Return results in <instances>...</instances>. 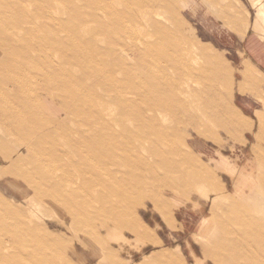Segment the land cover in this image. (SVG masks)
I'll list each match as a JSON object with an SVG mask.
<instances>
[{"label":"rangeland","instance_id":"1","mask_svg":"<svg viewBox=\"0 0 264 264\" xmlns=\"http://www.w3.org/2000/svg\"><path fill=\"white\" fill-rule=\"evenodd\" d=\"M116 1L0 0V48L11 60V79L0 73V88L18 81L32 92L54 96L63 109L52 119L40 108L41 101L35 107L14 98L30 119L26 125L10 119L13 134L0 120V204L14 205L33 218L36 231L54 248L55 256L46 264H159L166 251L179 253L176 264H219L208 248L235 235L250 238L255 263L264 264L256 245L264 243V70L252 64L239 33L264 0ZM193 41L225 71L221 76L202 60L208 68L199 74L202 84H195L201 104L169 111L155 107L144 113L147 119L137 112L123 117L119 101L130 95L135 102L133 85L142 77L131 67L127 80L123 76L131 56L153 44L150 70L165 69L169 48L180 46L177 53L192 63ZM171 82L183 98L187 78L172 77ZM208 86L216 91H203ZM154 115L153 123L149 118ZM236 115L245 121L243 128L229 126V117ZM90 133L104 137V145L111 142L105 148L114 157L99 158ZM249 161L245 181L242 171ZM61 175L67 178L59 185L89 190L91 199H81L86 207L35 197L42 189L55 193L53 180ZM118 181L126 185H110ZM236 182L246 187L238 195Z\"/></svg>","mask_w":264,"mask_h":264},{"label":"bare ground","instance_id":"2","mask_svg":"<svg viewBox=\"0 0 264 264\" xmlns=\"http://www.w3.org/2000/svg\"><path fill=\"white\" fill-rule=\"evenodd\" d=\"M106 1V0H105ZM116 1V0H115ZM123 1V0H122ZM26 2V1H25ZM112 3V1H110ZM117 2V1H116ZM114 2V3H116ZM55 3V2H54ZM69 4V3H68ZM130 4V2L128 3ZM24 5V4H23ZM26 5V4H25ZM135 5V4H134ZM157 4H155L156 6ZM27 6V5H26ZM28 7V6H27ZM30 8V7H29ZM133 8V7H132ZM149 8V7H148ZM138 10V9H137ZM164 11V10H163ZM167 11V10H166ZM165 11V12H166ZM28 12V11H27ZM135 12V11H134ZM57 13V12H56ZM108 14V13H107ZM127 14V13H126ZM31 15V14H30ZM52 15H54L52 13ZM84 15V14H83ZM130 15V14H129ZM137 15V14H136ZM15 17V16H14ZM55 17V16H54ZM131 17H135L132 16ZM13 18V17H12ZM44 19V18H43ZM132 19V18H131ZM129 19V20H131ZM140 19V18H139ZM56 21V20H55ZM94 21V20H93ZM93 21H89V22H93ZM126 22V21H125ZM139 22V21H137ZM120 23V22H119ZM44 25V24H43ZM56 25V23H55ZM60 25V24H59ZM92 25V24H91ZM155 25V24H154ZM111 26V25H110ZM44 27V26H43ZM42 27V28H43ZM60 27V26H59ZM127 27V26H126ZM46 28V27H45ZM97 28V27H96ZM142 28V27H141ZM159 28V27H158ZM5 29V27H4ZM84 29V28H83ZM86 29V27H85ZM139 29V28H138ZM147 29V28H145ZM136 32V31H135ZM47 33V32H45ZM98 33V32H96ZM100 33V32H99ZM98 33V34H99ZM110 33H112L110 31ZM2 34V32H1ZM193 34V32H192ZM73 35V34H72ZM136 35V33H135ZM141 35V34H140ZM67 36V35H66ZM134 36V35H133ZM40 37V36H39ZM68 37V36H67ZM92 37V36H91ZM101 37V36H100ZM135 37V36H134ZM139 38V37H138ZM142 38V37H141ZM140 38V40H141ZM4 39V38H3ZM127 39V38H126ZM2 40V39H1ZM8 40V39H6ZM27 40V38H26ZM123 40V39H122ZM145 40V39H142ZM128 41V40H127ZM137 41V40H136ZM134 41V42H136ZM7 43V41H4V43ZM10 42V41H9ZM8 42V43H9ZM84 42V41H83ZM128 43V42H126ZM132 43V42H131ZM144 43V42H143ZM23 44H25L23 42ZM37 44V43H36ZM45 44V43H44ZM87 44V42L85 43ZM139 44V43H137ZM185 44V43H184ZM59 45V44H58ZM78 45V44H77ZM76 45V47H78ZM84 45V44H83ZM89 45V44H88ZM87 45V47H88ZM116 46H118L117 44H115ZM121 45V44H120ZM130 45V44H129ZM161 45V44H160ZM86 46V45H85ZM125 46V45H123ZM140 46V45H139ZM59 47V46H58ZM128 47V44H127ZM132 47V46H131ZM60 48V47H59ZM65 48V46H64ZM81 48V47H80ZM181 47L180 46H176L174 48H169L168 52H167V57L169 61L167 67L165 69L160 68L158 70L152 71L150 70V61H149V57L151 52L154 50V45L147 43L145 46V50L141 49L138 50L137 52H135L133 54V56H131L133 58L132 63L130 62L129 67L123 68L122 74L125 77V79L127 80L128 78V68H132L134 70L138 69V73L142 75L141 77V82L139 81V83L134 82L133 85V89L135 92V96L132 99V96H126L125 98H121L119 103L120 105H122V110H121V114L124 117L125 114H131V113H140L144 119L146 118V115L144 114L147 110H154L155 107H159V108H164L165 111H169V110H173V109H178V107L180 105H182L183 107L187 108V107H193V105H197L199 106L201 103H197L198 99H197V95H199L200 88H197V86H195V84H202L199 80V74L202 73L203 71H205L208 67L212 68V70L215 71H221V76H223L224 74V70L220 69L217 67L216 63L214 62V56H212L209 52L206 51V49L200 45L199 43L193 41V48L195 49V54L193 55L194 57L192 58V63L191 61H185L183 59V57H181L177 52L180 51ZM28 50L31 48H27V47H20L18 50ZM91 49V48H90ZM124 49V47L122 48ZM127 49V48H126ZM63 50V48L61 49ZM79 50V49H78ZM94 50V49H93ZM152 50V51H150ZM187 50V49H185ZM85 51V50H84ZM89 51V50H88ZM105 51V50H104ZM117 51V50H116ZM81 52V51H80ZM86 52V51H85ZM94 52V51H93ZM102 52V51H101ZM134 52V51H133ZM156 52H159L156 51ZM187 52V51H186ZM89 53V52H88ZM87 53V54H88ZM91 53V52H90ZM116 53V52H114ZM0 54H1V48H0ZM95 54H97L95 52ZM119 54V53H118ZM49 55V54H48ZM99 56V55H97ZM128 56V55H127ZM121 57V56H120ZM160 57V56H159ZM57 58V57H56ZM63 58V57H61ZM76 58V57H75ZM91 58V57H90ZM124 58V57H123ZM163 58V57H160ZM159 58V59H160ZM59 59V58H57ZM101 59V58H100ZM152 59V58H151ZM187 59V58H186ZM205 59V60H204ZM73 62L75 61L73 58L70 59ZM125 60V59H124ZM156 60V59H155ZM163 60V59H161ZM202 60L206 61L207 63H209L208 67L205 66L202 63ZM11 60L9 58H5V63L7 65H11ZM62 60H60L61 62ZM77 61V58H76ZM123 61V60H122ZM129 61V60H128ZM98 62V60H97ZM117 62V61H116ZM153 62V61H152ZM155 62V61H154ZM153 62V63H154ZM165 62V61H164ZM67 63V62H66ZM122 63V62H120ZM159 63V62H158ZM88 65V64H87ZM114 65H116V63H114ZM120 65V64H119ZM216 65V66H215ZM125 66V65H124ZM156 66V64H155ZM28 67V66H27ZM33 67V66H32ZM114 67V66H113ZM161 67V66H160ZM71 68V67H70ZM117 68L120 69V67L117 66ZM154 69V68H152ZM32 70V69H30ZM69 70V69H68ZM96 70V69H95ZM116 70V69H115ZM33 71V70H32ZM47 71V70H46ZM71 71V70H70ZM105 70H103L104 72ZM113 74H114V69L112 70ZM48 72V71H47ZM118 72V71H117ZM7 74V77H9L11 79V72L10 69H7L3 72V74ZM49 73V72H48ZM67 73V72H66ZM69 73V72H68ZM87 73V72H86ZM90 73V72H89ZM111 73V72H110ZM170 73V74H169ZM103 74V73H102ZM105 74V73H104ZM112 74V73H111ZM27 75V74H26ZM108 75V74H107ZM106 76V74H105ZM139 76V75H138ZM30 77V76H29ZM172 77L176 78V77H183V78H187V82L184 85V92L185 95L183 98L180 97V93L173 91L172 89V85L173 82L172 81ZM14 78V77H13ZM66 78V77H65ZM104 78V77H103ZM121 78V77H120ZM24 79V78H23ZM60 79V78H59ZM107 80L109 78H106ZM28 80V79H27ZM124 80V79H123ZM140 80V79H139ZM62 81V79H61ZM103 81V80H102ZM122 81V79H121ZM129 81V80H128ZM123 82V81H122ZM15 85L11 86L8 88L7 93H3V91L0 89V101L3 102V104L0 106V120H7L8 117L3 116L2 111L3 109H7L9 112V117L11 116L14 119H17L18 123L17 124H24L25 121H28L30 119V117L26 116V119H23V112H22V108L19 107L18 104L15 103L14 98L17 97L18 99L21 100V98L23 100H25L27 103H30L33 106H37L38 103H40L41 101V105L40 108H42V111L44 113L47 112H55V113H61L63 111V109L61 110V108H59L56 104H53V102L50 99L47 98H43L42 93H35L34 91L32 92L31 90L25 88L23 86V84L19 83L18 81H14ZM62 83V82H61ZM104 83V82H103ZM129 83V82H128ZM132 83V82H131ZM126 84V83H125ZM124 84V86H125ZM51 85V84H50ZM121 85V84H120ZM128 85V84H126ZM52 86V85H51ZM103 86V85H102ZM36 87V86H34ZM72 87V86H71ZM128 87V86H126ZM131 87V85H130ZM4 88V87H3ZM25 88V89H24ZM52 88V87H51ZM110 88V86L108 87ZM106 89V88H104ZM111 89V88H110ZM5 90V89H4ZM68 90V89H67ZM76 90V89H75ZM112 90V89H111ZM107 91V89H106ZM129 91V90H128ZM170 92L174 95V101L170 100L168 94L166 92ZM203 91L205 92H215L216 89L212 86H208L206 88V90L203 89ZM109 92V91H108ZM68 94V93H67ZM71 94V93H70ZM129 94V92H128ZM132 95V94H131ZM156 95V96H155ZM71 96V95H70ZM83 98V97H82ZM86 99V98H85ZM93 99V98H92ZM84 100V99H83ZM80 101V100H79ZM100 101V100H99ZM131 101V102H130ZM87 102V101H86ZM85 102V103H86ZM90 102V101H89ZM223 104L229 106V102L226 99H222ZM136 104L134 106L137 107V109H135V111H133V108L131 107V104ZM91 104V102H90ZM104 106V105H103ZM105 107V106H104ZM88 108V107H87ZM81 109V107H80ZM120 109V108H119ZM32 110V109H31ZM82 110V109H81ZM90 110V109H87ZM227 113H234L233 110H228V108L226 109ZM6 112V111H5ZM99 112V111H97ZM102 112V111H101ZM93 113V112H92ZM96 113V112H95ZM117 113V112H116ZM97 114V113H96ZM120 114V113H119ZM144 114V115H143ZM95 115V114H94ZM132 115V114H131ZM84 116V115H83ZM87 115H85L86 117ZM93 116V115H92ZM109 116V115H108ZM32 117V116H31ZM101 117V116H100ZM235 118L229 117V126L233 127L235 124L238 125V127L243 128L245 126V121L242 120L241 117H237L234 116ZM84 118V117H82ZM98 118V117H97ZM45 119V118H44ZM74 119V118H73ZM77 119V118H76ZM112 119V118H111ZM151 122H155L157 121V116H151L150 118ZM25 120V121H24ZM99 120V119H98ZM114 121V119H113ZM33 122V120H32ZM85 122V121H84ZM74 123V121H73ZM15 125V124H14ZM26 125V124H24ZM31 125V124H29ZM34 128V127H33ZM40 129V128H39ZM23 131V130H22ZM29 131V130H28ZM41 131V129H40ZM39 131V133H40ZM58 131V130H57ZM17 133V132H16ZM31 133V132H30ZM38 133V134H39ZM49 133V132H48ZM107 133V132H106ZM23 134V133H22ZM53 134V133H52ZM90 143L92 145V147L94 148L95 152L98 154L99 158L102 157L104 159H108L110 156L114 157L113 154H110V152H108L105 148L107 147V145L109 146V142L105 143V145L103 144L105 142L104 137H100L98 134H92L90 133ZM109 134V133H108ZM106 134V136L108 135ZM24 135V134H23ZM22 135V136H23ZM51 135V134H50ZM8 136V135H7ZM31 136V134H30ZM34 136V135H33ZM26 134H25V138H26ZM106 138V137H105ZM108 138V136H107ZM106 138V139H107ZM36 139V138H35ZM34 139V140H35ZM57 139H59V137H57ZM61 139V138H60ZM89 139V138H88ZM21 141V139H20ZM148 141V140H147ZM36 142H38L36 140ZM42 142V140H41ZM145 142V141H144ZM5 143V142H4ZM27 143V142H26ZM34 143V142H33ZM46 143V142H45ZM44 143V144H45ZM53 143V142H52ZM113 143V142H112ZM24 144V143H23ZM43 144V143H42ZM54 144V143H53ZM31 145V144H30ZM35 145V144H34ZM38 145V144H37ZM45 145H49V144H45ZM52 145V144H51ZM76 145H78L76 143ZM36 146V145H35ZM39 146V145H38ZM53 146V145H52ZM55 146V145H54ZM53 146V147H54ZM9 147V146H8ZM41 148V146H39ZM51 147V146H50ZM56 147V146H55ZM54 147V148H55ZM32 148V147H30ZM37 148V147H36ZM43 148V147H42ZM39 149V148H38ZM52 149V148H51ZM11 150V149H10ZM35 150V148H34ZM40 150V149H39ZM43 150V149H42ZM53 150V149H52ZM55 150V149H54ZM37 151V150H36ZM45 154H46V150ZM63 151V150H62ZM27 152V151H26ZM30 152V151H29ZM57 152V150H56ZM68 152V151H67ZM84 152V151H83ZM6 153V152H5ZM20 153V152H19ZM86 153V152H84ZM8 154V153H7ZM28 154V153H27ZM39 154V153H38ZM37 154V155H38ZM69 154V153H68ZM83 154V153H82ZM96 154V155H97ZM47 155V154H46ZM57 155V154H56ZM8 156V155H7ZM21 156V154H20ZM27 156V155H25ZM34 156V155H33ZM28 157V156H27ZM39 157V156H38ZM53 157V156H52ZM51 157V158H52ZM42 158V157H41ZM98 158V157H97ZM27 159V158H26ZM31 159V157H30ZM36 159V158H35ZM40 159V158H39ZM49 159V158H48ZM61 159V157H60ZM64 159V158H63ZM62 159V161H64ZM254 159V158H253ZM24 160V158H23ZM43 160V159H42ZM47 160V159H45ZM50 160V159H49ZM53 160V159H52ZM58 160V159H57ZM99 160V159H98ZM29 161V160H27ZM26 161V163H27ZM51 161V160H50ZM54 161V160H53ZM51 161V162H53ZM88 161V159H87ZM97 161V160H96ZM222 161V159H221ZM225 161V160H224ZM45 162V161H44ZM233 162L235 161H230V164H233ZM19 163V162H18ZM31 164H33V161L30 162ZM37 163V160H36ZM42 163V162H41ZM75 163V162H74ZM73 163V164H74ZM227 163V162H226ZM250 161L248 162V165L246 164L243 171H242V179L247 181V177L249 175V172L246 171V169L249 168L250 166ZM25 164V163H24ZM30 164V165H31ZM96 164V163H95ZM222 164V163H221ZM17 164H15L16 166ZM39 165V164H38ZM45 165V163H44ZM55 165V164H54ZM89 165V164H88ZM97 165V164H96ZM23 166V165H22ZM28 166V164H27ZM72 167V165H70ZM77 166V165H75ZM221 166V165H220ZM232 166V165H230ZM25 167V166H24ZM43 167V166H42ZM48 167V166H47ZM74 167V166H73ZM94 167V166H93ZM92 167V168H93ZM9 168V166H8ZM40 168V167H37ZM35 167V169H37ZM45 168V167H44ZM225 168V167H224ZM46 169V168H45ZM58 169V168H57ZM73 169V168H72ZM79 169V168H78ZM77 169V170H78ZM95 169V167H94ZM237 169V166L235 169H231V171H234ZM239 169V168H238ZM10 170V169H9ZM17 170V169H16ZM23 170V169H22ZM38 170V169H37ZM42 170V169H41ZM40 170V171H41ZM50 170V169H49ZM75 170V169H74ZM80 170V169H79ZM82 170V169H81ZM93 170V169H91ZM102 170V169H101ZM229 170V169H226ZM225 170V171H226ZM6 171V170H5ZM8 171V169H7ZM25 171V170H24ZM39 171V170H38ZM65 171V170H64ZM70 171V170H69ZM98 171V169H97ZM49 172V171H48ZM45 171V173H48ZM52 172H54L52 170ZM60 172V171H58ZM88 172V171H87ZM102 172V171H101ZM18 173V172H17ZM43 173V172H42ZM90 173V171L88 172ZM92 173V172H91ZM98 173V172H97ZM28 174V173H27ZM34 175V173H32ZM58 174V173H55ZM80 174V173H78ZM77 174V175H78ZM71 175V174H70ZM22 176V175H21ZM37 176V175H36ZM55 176V175H54ZM68 176V175H67ZM80 176V175H79ZM247 176V177H246ZM19 177V175L17 176ZM23 177V176H22ZM42 177V176H41ZM46 177V176H44ZM83 177V176H82ZM81 177V179H82ZM21 178V177H20ZM39 178V177H38ZM37 178V179H38ZM61 179H54L53 181H56V185L58 190L54 192H50L47 190H38L36 191L37 193H35V197L38 198L39 200L41 198H50L51 201H54L55 203L58 202L60 204H64L65 201L67 203L71 202H80L81 206L80 207H86V203L83 202V200L81 201V199H85V201H87L88 199H91V196L89 195V190L86 189L83 191H78L75 190L74 188H72V186L74 185H59L58 183H61V180H64L65 178H67L66 176L63 177V175L60 176ZM71 178V177H70ZM106 178V177H105ZM22 179V178H21ZM41 179V178H40ZM48 179V178H45ZM107 180V179H106ZM80 181V179H79ZM78 181V182H79ZM58 182V183H57ZM66 182V181H64ZM83 182V181H82ZM103 182V180H102ZM46 183V182H45ZM76 183V182H75ZM81 183V182H80ZM79 183V184H80ZM111 183V182H110ZM66 184V183H65ZM237 184V188L234 189V193L238 195V193H242L244 192L246 189V187H244V185H240L236 182ZM113 187H117L118 185H122L125 186L126 184L122 181H118V182H114L113 184H110ZM50 186V185H49ZM86 186V185H85ZM91 186V185H90ZM101 186V185H100ZM106 186V185H105ZM102 187V186H101ZM32 188V187H31ZM77 188V187H76ZM92 188V187H91ZM97 188V187H95ZM94 189V188H93ZM96 191V190H93ZM92 191V192H93ZM99 191V190H98ZM103 191V190H102ZM95 193V192H94ZM81 195V197L83 196L84 198H80L79 196ZM107 195V194H106ZM102 196V194H101ZM90 197V198H88ZM96 197V196H95ZM94 197V198H95ZM93 198V196H92ZM95 200V199H94ZM10 203V202H9ZM13 203V202H12ZM8 205V204H7ZM76 211V210H75ZM224 224V223H223ZM225 226V225H224ZM222 243V244H221ZM220 244L218 245V247H213V248H208V250L210 251V258L215 257L216 259H218V263L219 264H256L255 263V259L256 257H254L255 254L250 253L249 250L250 247L252 246V250L253 248H255L256 246H254V243L252 242V240L249 238H242L239 235H235L232 238H228L227 241H222ZM47 239L42 236H40V233H38L35 229L34 226V221L33 218L28 215V214H24L20 211V209H18L16 206L14 205H9V206H4V204H0V264H46L47 259L49 258V261L51 260V258H54L55 253H54V248H51L49 246H47ZM256 245H259V252H258V257L261 258L262 260H264V243H257ZM249 247V248H248ZM251 250V251H252ZM255 250V249H254ZM57 251V250H56ZM55 251V252H56ZM63 251V250H62ZM208 252V251H207ZM254 252V251H253ZM62 256H60L61 259ZM176 259H180V255L178 252L170 253V252H164L163 254H161L160 256V262L159 264H176L175 260ZM63 259V258H62ZM53 260V259H52ZM57 260V259H56ZM64 260V259H63ZM62 260V261H63ZM59 263V261H57ZM56 262V263H57ZM257 262V261H256ZM259 262V261H258ZM53 263V264H56ZM57 263V264H58Z\"/></svg>","mask_w":264,"mask_h":264},{"label":"crops","instance_id":"3","mask_svg":"<svg viewBox=\"0 0 264 264\" xmlns=\"http://www.w3.org/2000/svg\"><path fill=\"white\" fill-rule=\"evenodd\" d=\"M261 0H258L257 2H260ZM256 17L253 19V21H251V23L249 22V20H247L246 22L242 23L243 25L241 27H239V33L242 37H244V51L246 53V55H248V57L250 58V61L252 62V64H254V62L257 63V65L262 69V71L264 70V24L261 22L262 20L264 21V5L261 4ZM252 24V25H251ZM250 25L252 26L251 29L248 30V28H250ZM5 58H7L5 51L3 48H1V54H0V73H3L5 70H7L9 67V65H7L4 61ZM264 72V71H263ZM10 87V86H8ZM8 87H4V88H0L3 93H7V88ZM5 89V90H4ZM43 98H47L50 99L51 101H53L55 104L59 106L58 102L56 101V98L50 95H43ZM6 111V112H5ZM3 116L8 117L7 120H2L4 127L6 128V130L8 129L12 134L14 133V125L9 123V120H13V118L10 116L9 117V112L7 109H3L2 111ZM50 118H58L60 116V113H51V112H47L46 113ZM28 117V115H26ZM24 118V116H23ZM26 119V117H25Z\"/></svg>","mask_w":264,"mask_h":264}]
</instances>
